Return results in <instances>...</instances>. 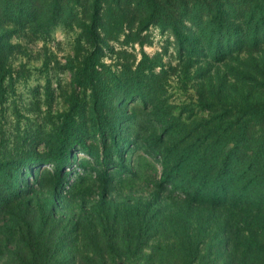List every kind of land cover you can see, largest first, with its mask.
Here are the masks:
<instances>
[{
	"label": "rangeland",
	"instance_id": "obj_1",
	"mask_svg": "<svg viewBox=\"0 0 264 264\" xmlns=\"http://www.w3.org/2000/svg\"><path fill=\"white\" fill-rule=\"evenodd\" d=\"M259 5L0 0V264H264L255 209L184 196L213 119L264 102Z\"/></svg>",
	"mask_w": 264,
	"mask_h": 264
},
{
	"label": "trees",
	"instance_id": "obj_2",
	"mask_svg": "<svg viewBox=\"0 0 264 264\" xmlns=\"http://www.w3.org/2000/svg\"><path fill=\"white\" fill-rule=\"evenodd\" d=\"M251 13L248 21L257 17L254 27L256 29L262 27L264 25L262 22L264 20H261L264 19V5L253 7ZM229 46L231 47V43ZM216 53L222 54L223 48L221 47ZM256 116H263L264 122V102H248L243 106V109L230 113L228 117L213 119L210 133L203 138L205 142H209L211 166L208 172L203 173L204 162H199L201 167L199 170H193V174L188 170L185 177L192 178L193 181L192 186L187 188V191L184 190V196L193 201L200 196L201 192H205L208 187H211L214 200L210 199L209 202L215 203L220 196L217 190L220 189L225 204L228 203L230 207L239 211L255 209L257 213L251 214L244 222L249 232L252 229L250 224H255L264 217V125L256 132L252 129L251 119ZM242 152L248 153L245 160L246 165L238 171L237 161ZM182 164L185 165L186 162L179 163L178 166ZM161 167L163 174L169 171V173L173 172L165 160L161 162ZM56 168L59 170L61 165L57 163ZM182 174H184L183 171ZM166 178L170 177L167 175ZM190 188H195V191L188 194ZM233 190L239 194L235 195ZM261 191L263 193H261L260 199L250 201L248 198V205L241 206L240 201H237L239 195L260 194ZM228 200L233 201L229 202ZM253 235L258 236L257 233H253ZM182 251L190 260L183 264L191 263L195 249L189 246L186 249L182 248Z\"/></svg>",
	"mask_w": 264,
	"mask_h": 264
}]
</instances>
